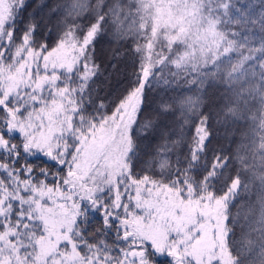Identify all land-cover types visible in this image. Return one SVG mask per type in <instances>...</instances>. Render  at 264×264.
<instances>
[{
  "label": "snow or ice",
  "instance_id": "6c2138e0",
  "mask_svg": "<svg viewBox=\"0 0 264 264\" xmlns=\"http://www.w3.org/2000/svg\"><path fill=\"white\" fill-rule=\"evenodd\" d=\"M25 6L0 0V264H264V195L255 239L231 212L251 181L264 193V0H69L52 44ZM105 35L130 41L134 68L109 103L92 87ZM161 84L177 94L153 116ZM213 85L217 123L251 125L234 155L210 147ZM176 113L179 132L160 129Z\"/></svg>",
  "mask_w": 264,
  "mask_h": 264
},
{
  "label": "trees",
  "instance_id": "16d2710c",
  "mask_svg": "<svg viewBox=\"0 0 264 264\" xmlns=\"http://www.w3.org/2000/svg\"><path fill=\"white\" fill-rule=\"evenodd\" d=\"M69 0H26V6L23 11V17L27 19L30 14L34 15L35 19L40 22V29L38 31V37L44 38L48 37V42L50 44L54 43L56 39V34L58 31L57 24L63 18L62 13H52L51 9L58 5H64L68 3ZM251 2L256 10L259 11V4L261 0H247ZM51 30V31H50ZM114 50H117L120 55L114 56ZM132 53L130 49V41L124 42L122 44L114 43L110 35H105L98 40L96 44V63L99 64L100 70L97 76L94 78V83L92 85L94 92L93 96L99 97L100 99H105L106 103L115 100L122 92L125 86L128 84L131 74L134 70L132 64ZM225 89L221 86L213 85L207 89V94L205 97L206 107H204L205 113H212L211 119L209 121L210 131L212 132V140L210 147L212 148H223L226 155H234L237 146L244 142L247 143L245 139V134L250 133L251 125L245 121L231 122L227 124L217 123L218 116L222 117V112L220 109L224 104L223 93ZM183 92L184 95L194 94ZM177 93L172 92L167 86L161 84L159 87H153L149 92V100L145 106L146 113H152L153 116L158 115L155 109L161 99H167L169 96L176 95ZM179 113L175 115H165L159 117V127L169 134L179 132L178 123ZM185 132L190 136L191 131L185 128ZM175 139L176 136L172 135ZM159 142V136L155 135L150 137L148 140L140 142L139 155L141 157L140 162L137 164V171L143 167V159H146V151L151 152L155 145ZM186 150V149H185ZM42 166L50 167L53 171L55 168L49 162L47 164H42ZM232 174H235V168H232ZM242 177L246 181H251V175L248 173L242 174ZM51 182V180H49ZM264 195L261 192L260 185L258 181H251L249 184V190L247 192L241 191L239 196L235 199L233 206L231 207V212L236 214L239 212V224L234 228L235 238L238 240L244 239H255V233L250 237L247 235L248 226L247 223L254 222L260 211V198ZM248 217V222L246 223L245 217ZM102 223L99 214H96L95 218L88 226V231L94 232ZM107 242L113 244L115 236L113 234H106ZM163 264H167L164 261Z\"/></svg>",
  "mask_w": 264,
  "mask_h": 264
}]
</instances>
